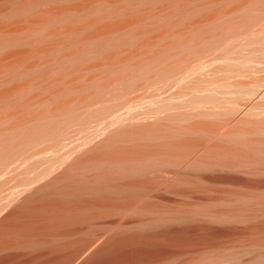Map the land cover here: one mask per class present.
I'll return each mask as SVG.
<instances>
[{
  "label": "bare ground",
  "instance_id": "bare-ground-1",
  "mask_svg": "<svg viewBox=\"0 0 264 264\" xmlns=\"http://www.w3.org/2000/svg\"><path fill=\"white\" fill-rule=\"evenodd\" d=\"M0 264H264V0H0Z\"/></svg>",
  "mask_w": 264,
  "mask_h": 264
}]
</instances>
